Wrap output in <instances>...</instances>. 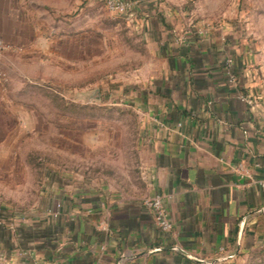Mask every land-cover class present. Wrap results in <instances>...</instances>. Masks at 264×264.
Listing matches in <instances>:
<instances>
[{
	"label": "crops",
	"instance_id": "obj_1",
	"mask_svg": "<svg viewBox=\"0 0 264 264\" xmlns=\"http://www.w3.org/2000/svg\"><path fill=\"white\" fill-rule=\"evenodd\" d=\"M161 30L166 59L139 103L146 188L118 197L56 181L30 212L0 221V262L243 264L264 247V79L223 38ZM156 195L170 232L144 202Z\"/></svg>",
	"mask_w": 264,
	"mask_h": 264
},
{
	"label": "rangeland",
	"instance_id": "obj_2",
	"mask_svg": "<svg viewBox=\"0 0 264 264\" xmlns=\"http://www.w3.org/2000/svg\"><path fill=\"white\" fill-rule=\"evenodd\" d=\"M111 1L127 10L0 0L1 222L30 212L60 180L118 197L146 188L139 103L166 59L163 26L180 42L223 38L264 79V0ZM243 264H264V247Z\"/></svg>",
	"mask_w": 264,
	"mask_h": 264
},
{
	"label": "built area",
	"instance_id": "obj_3",
	"mask_svg": "<svg viewBox=\"0 0 264 264\" xmlns=\"http://www.w3.org/2000/svg\"><path fill=\"white\" fill-rule=\"evenodd\" d=\"M111 9L114 11L124 12L127 10V5H125L122 2L118 1H111L109 2ZM6 44L5 42L0 39V55L5 50ZM4 78V75L0 69V82H2ZM260 185L264 187V178L260 180ZM145 204L149 206L155 213L156 222L158 226L163 230L164 232H170L173 230V223L170 218V214L167 208V205L165 204V200L161 195H156L154 197H148L144 200ZM49 264H55V263H49Z\"/></svg>",
	"mask_w": 264,
	"mask_h": 264
}]
</instances>
